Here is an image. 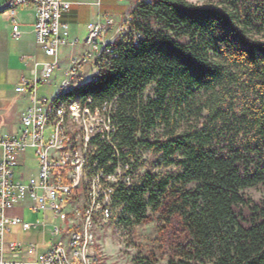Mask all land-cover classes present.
Returning <instances> with one entry per match:
<instances>
[{
  "label": "trees",
  "instance_id": "obj_1",
  "mask_svg": "<svg viewBox=\"0 0 264 264\" xmlns=\"http://www.w3.org/2000/svg\"><path fill=\"white\" fill-rule=\"evenodd\" d=\"M130 27L78 90L117 98L116 149L100 143L92 162L132 165L112 197L119 222L177 220L168 264H264V200L244 192L264 188V0H152Z\"/></svg>",
  "mask_w": 264,
  "mask_h": 264
},
{
  "label": "built area",
  "instance_id": "obj_2",
  "mask_svg": "<svg viewBox=\"0 0 264 264\" xmlns=\"http://www.w3.org/2000/svg\"><path fill=\"white\" fill-rule=\"evenodd\" d=\"M152 0H134L135 6ZM33 6L36 18L31 32L49 62L33 63L34 75L16 88L28 94L30 105L22 113L17 133L0 134V264H101L105 253L97 235V221L114 218L112 197L117 186H132L130 163L120 159L111 172L92 162L100 143L117 133L112 114L117 98L96 105L78 92L85 78L97 82L103 64L117 56L116 44L131 32V16L117 23L102 16L88 24L87 50L70 61L54 97L39 96V84L51 83L60 68L59 52L66 44L68 24L62 21L72 3L66 0H11L0 15L12 22L14 37L22 36L19 9ZM141 34L135 36V43ZM42 66L38 70V66ZM119 157V153L116 150ZM35 158V167L27 160ZM39 214L36 221L26 219ZM15 228L40 232L43 242L8 240ZM49 243V248H41ZM32 252L33 256H27Z\"/></svg>",
  "mask_w": 264,
  "mask_h": 264
},
{
  "label": "crops",
  "instance_id": "obj_3",
  "mask_svg": "<svg viewBox=\"0 0 264 264\" xmlns=\"http://www.w3.org/2000/svg\"><path fill=\"white\" fill-rule=\"evenodd\" d=\"M10 1L11 0L2 1L0 3V11L4 9ZM66 1L71 2L72 7L63 15L62 18V21L68 24V31L65 35L66 44L59 52V61L61 64L60 58H62L67 65H70V61L73 58L81 56L87 50L86 39L89 23L99 20L102 16H112L119 24L127 17L131 16V12L135 8L134 0ZM18 17L21 22V28L25 31V33L17 38L13 35L12 22L0 15V79L3 81L2 86H4L0 87L3 88L0 91L3 95L0 100V131L3 132L0 134L17 133L21 126L22 113L30 105V98L28 94L18 93L16 91V88L21 84L24 78L31 79L34 77L32 73L34 64H27L23 58L26 56H33L38 63L49 62V60L46 61L49 57H47L42 49L39 48L36 37L31 32L36 18L35 7H21L19 9ZM40 67L41 65L38 66V70H40ZM61 77L63 78V75ZM52 83H55V81L53 80L49 84ZM49 84H44V87H41V89L38 87L39 96H55L56 93L53 95L49 94L50 88L45 87V85ZM6 86L12 87L14 90L9 93L5 92L4 88ZM26 162L29 166L28 160ZM30 215L33 218L40 217L39 214ZM38 233L41 236L40 242H43L44 238L42 234L40 232ZM16 234L17 233L14 232L9 234L7 239L16 240V238H14ZM48 248L49 243L42 247L41 251H45ZM32 254V252H28L27 256H33L34 254Z\"/></svg>",
  "mask_w": 264,
  "mask_h": 264
},
{
  "label": "rangeland",
  "instance_id": "obj_4",
  "mask_svg": "<svg viewBox=\"0 0 264 264\" xmlns=\"http://www.w3.org/2000/svg\"><path fill=\"white\" fill-rule=\"evenodd\" d=\"M2 1L4 0H0V3ZM188 1L198 5H205L209 2V0ZM60 59V68L52 77L55 83L45 85V87L50 88L49 94L51 95L55 94L59 89L63 79L61 76L69 67V64L67 65L62 58ZM48 60L50 61V58L46 61ZM89 81L90 78H85L83 82L87 83ZM0 85V87H4L2 86L3 81L1 79ZM41 87H44V84H39L40 89ZM1 89L3 88H0V91ZM4 90L9 93L14 89L6 86ZM2 96V92H0V100ZM2 132L0 131V133ZM28 164L34 167L37 161L32 157L28 159ZM244 192L254 200H264V188L262 186L248 188ZM119 213L120 209H115L113 220L104 222L98 219L96 223V232L101 244L100 248L105 253V259L101 264H168L169 257L172 253V246L180 236L178 221L174 220L170 225L160 219L159 214H153L150 220L138 225L132 230L127 228L123 222H119ZM38 218H33L30 215V211L26 209V219L28 221H36ZM14 233H17L14 238L19 241H41V236L35 230L24 232L19 228H15Z\"/></svg>",
  "mask_w": 264,
  "mask_h": 264
}]
</instances>
